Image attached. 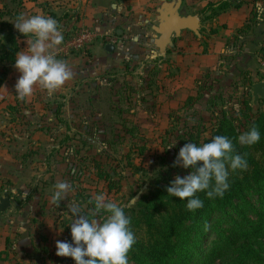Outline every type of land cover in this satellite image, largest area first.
<instances>
[{
    "label": "rangeland",
    "instance_id": "obj_1",
    "mask_svg": "<svg viewBox=\"0 0 264 264\" xmlns=\"http://www.w3.org/2000/svg\"><path fill=\"white\" fill-rule=\"evenodd\" d=\"M208 1L182 0L180 15L199 16ZM167 2L176 0H161L156 9ZM152 18L153 25H159L156 12ZM208 24L201 21V41L197 35H189L201 44L202 51L214 27ZM78 32H64L63 44L55 49L58 59L65 61L61 48ZM91 47L92 43L81 51L69 49L70 54L79 55L75 64L83 68L88 63ZM146 61L131 57L120 67L103 72L107 80H99L103 73L93 79L81 78L52 95L36 86L33 94L21 101L14 92L18 107L6 109L9 116L0 114V196L8 193L11 197L10 209L0 213V264H75L71 258L56 255L58 240L72 242L73 206L92 217L93 205L88 201L103 193L123 206L130 217L154 191L152 183L159 175L173 181L177 175L190 174V169L173 165L180 149L192 142L191 134L201 135L199 143H203L223 113L233 117L239 132L244 131L240 80L217 70L202 73L194 81L187 76L186 88L183 67L173 64L161 68L151 88L142 78L145 75L134 68ZM133 69L139 76L128 74ZM248 91L251 94L250 87ZM184 96L191 100L187 102ZM254 106L264 109V101ZM98 163L111 173L115 189L98 177ZM60 182H68L71 190L54 204L55 185ZM95 218L102 220L105 215ZM228 221V217L215 214L205 222V236L197 252L201 258L222 247L220 234H228ZM232 259L220 251L214 264H231Z\"/></svg>",
    "mask_w": 264,
    "mask_h": 264
},
{
    "label": "trees",
    "instance_id": "obj_2",
    "mask_svg": "<svg viewBox=\"0 0 264 264\" xmlns=\"http://www.w3.org/2000/svg\"><path fill=\"white\" fill-rule=\"evenodd\" d=\"M244 0H217L208 1L199 12L201 21L214 22L222 13L240 9ZM251 26L245 25L238 33H247ZM215 33V31H213ZM202 37L200 33L197 38ZM20 37L15 27L9 23H1L0 28V64L14 65V57L20 51ZM170 53V51H168ZM167 57H160L154 61L136 63L142 77L149 87L153 88V78L162 71V66H170ZM127 69L130 66L127 64ZM130 76H139L136 71H128ZM7 78V72L0 74V88ZM107 74L101 75L99 80H107ZM252 84V83H251ZM242 86V100L244 108L241 111L244 118L243 132H239L233 117L223 113L217 125L210 133V137L203 143L211 141L217 135L229 137L237 153L245 156L248 167L229 174V189L223 197L208 199L204 193L198 195L204 206L195 212L188 211L186 202L168 196L166 191L172 180L165 175L152 183L154 191L141 202L137 210L130 216L131 229L135 234L136 243L128 254L132 264H214L218 253L233 257L231 264H264V109L253 105V98L248 91L249 87ZM191 97L186 99L187 102ZM18 105L9 106L14 110ZM58 116L60 114L58 113ZM256 126L261 134L258 143L252 146L241 145L238 142L240 134ZM201 135H190L193 143H199ZM186 144V143H185ZM98 177L111 186L117 187L112 181L111 173L101 169L98 163ZM129 165L134 166L129 162ZM256 197L252 202L251 198ZM91 200V199H89ZM92 207V204H90ZM232 211V214H228ZM215 214L229 218L230 229L228 234H220L222 247L213 249L204 259L197 252L201 246V238L205 236L204 224ZM91 217V216H89Z\"/></svg>",
    "mask_w": 264,
    "mask_h": 264
},
{
    "label": "crops",
    "instance_id": "obj_3",
    "mask_svg": "<svg viewBox=\"0 0 264 264\" xmlns=\"http://www.w3.org/2000/svg\"><path fill=\"white\" fill-rule=\"evenodd\" d=\"M160 1L0 0V28L3 22L14 26L13 23L20 14L32 16L39 13L56 19L63 34L70 29L91 31L94 40L88 63H84L83 68L80 64H75L79 56L76 54L67 55L65 59L72 72L71 79L66 82L70 85L78 79H93L110 68L120 67L124 60L131 57L145 61L160 58L155 46L159 37L155 31L158 25H153L152 18L154 12L158 14L156 7ZM244 1L240 9L222 13L208 24L210 28L214 27L210 30L205 51L199 48L201 44L198 43L203 36L197 38L198 42L194 41L189 38L190 34H194L191 31H183L179 38L173 40V47L168 50L170 53L166 57L171 65L183 67V87L189 86L187 76L194 81L202 73L217 70L225 72L232 80H240L239 85L244 87L251 88L255 83L264 82V67L260 63L264 57V13L257 9V4L262 0ZM163 5L164 3L161 7ZM247 24L251 26L250 31L243 34L237 32ZM18 34L20 51L26 50L27 38L19 32ZM108 44L114 46L113 52L106 51ZM2 71L7 72V78L0 88V114L9 116L6 109L16 105L13 95L21 74L14 65L8 63L0 64V74ZM192 84L193 82L191 86Z\"/></svg>",
    "mask_w": 264,
    "mask_h": 264
},
{
    "label": "clouds",
    "instance_id": "obj_4",
    "mask_svg": "<svg viewBox=\"0 0 264 264\" xmlns=\"http://www.w3.org/2000/svg\"><path fill=\"white\" fill-rule=\"evenodd\" d=\"M257 9L264 13V0L257 4ZM13 24L27 38L28 44L26 50L18 51L14 57V67L21 74L15 85L16 97L24 101L36 86L52 95L72 77L67 63L55 55V49L64 42L58 21L39 13L20 14ZM235 107L238 110L239 106ZM260 139L259 129L252 126L239 135L238 142L252 146ZM173 166L191 171L184 177H175L166 189L168 196L186 202L187 210L195 212L204 206L199 193H204L208 199L222 198L230 187V172L245 170L248 162L244 155L236 152L229 137L217 135L207 143L185 144ZM55 188L54 204L65 198L71 185L60 182ZM88 203L93 205L92 217L81 214L78 206L72 207L71 215L75 217L69 225L72 242L58 240L56 255L71 258L75 264H129L128 254L136 237L125 208L103 193L96 194ZM97 215H105V218L97 219Z\"/></svg>",
    "mask_w": 264,
    "mask_h": 264
},
{
    "label": "water",
    "instance_id": "obj_5",
    "mask_svg": "<svg viewBox=\"0 0 264 264\" xmlns=\"http://www.w3.org/2000/svg\"><path fill=\"white\" fill-rule=\"evenodd\" d=\"M182 0H176L173 4H164L158 9L159 25L155 29L159 35L155 41V46L159 50L161 57H166L168 50L173 47V40L179 38L183 31H191L199 36L201 20L197 15L181 16L180 8ZM167 7L169 10L167 11ZM106 51L113 52L114 46L108 44ZM251 95L253 104L257 105L260 101H264V82H258L251 86ZM11 207V197L8 193H4L0 197V213H5Z\"/></svg>",
    "mask_w": 264,
    "mask_h": 264
},
{
    "label": "built area",
    "instance_id": "obj_6",
    "mask_svg": "<svg viewBox=\"0 0 264 264\" xmlns=\"http://www.w3.org/2000/svg\"><path fill=\"white\" fill-rule=\"evenodd\" d=\"M94 40V34L91 31L81 29L76 35V38L71 42H68L63 48H61V52L64 55H70L69 49L73 48L74 50H83L87 45L91 44ZM261 65L264 67V57L260 60Z\"/></svg>",
    "mask_w": 264,
    "mask_h": 264
},
{
    "label": "flooded vegetation",
    "instance_id": "obj_7",
    "mask_svg": "<svg viewBox=\"0 0 264 264\" xmlns=\"http://www.w3.org/2000/svg\"><path fill=\"white\" fill-rule=\"evenodd\" d=\"M166 10L168 11V10H169V8L167 7V9H166ZM159 15H160V14L158 13V18H159Z\"/></svg>",
    "mask_w": 264,
    "mask_h": 264
}]
</instances>
